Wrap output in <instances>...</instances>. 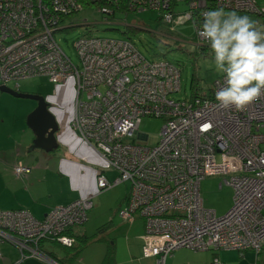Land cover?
Instances as JSON below:
<instances>
[{
    "label": "built area",
    "instance_id": "obj_1",
    "mask_svg": "<svg viewBox=\"0 0 264 264\" xmlns=\"http://www.w3.org/2000/svg\"><path fill=\"white\" fill-rule=\"evenodd\" d=\"M86 1L94 5L84 6ZM182 5L186 9L181 12ZM90 7L105 20L117 13L159 11L171 32L194 23L197 43L208 42L199 35L205 12L222 8L258 15L264 8L255 0H0V88L15 83L18 90L21 81L44 76L55 85L75 81L71 127L119 172L113 182L100 174L99 190L130 183L119 216L144 221L145 257L166 264L180 249L259 253L264 246V96L244 111L222 108L216 96L175 100L172 96L181 91L180 70L167 61L146 59L124 39L78 38L74 48L80 64L75 65L55 35L65 30L60 28L65 20ZM224 83L223 76L215 82L214 95ZM145 117L164 121L155 146L139 133ZM241 137H248L250 158L233 155L239 163L227 169L228 177L220 170L223 152L235 149ZM247 165L250 173L240 172ZM30 172L24 164L15 167L17 177ZM217 176L228 177L220 188L226 184L234 189V205L222 217L205 209L201 196L202 181ZM92 207L90 197L56 206L43 219L26 210L0 211V259L2 243L8 241L21 261L54 264L42 251L44 242L72 247L76 240L68 232L86 224Z\"/></svg>",
    "mask_w": 264,
    "mask_h": 264
},
{
    "label": "crops",
    "instance_id": "obj_2",
    "mask_svg": "<svg viewBox=\"0 0 264 264\" xmlns=\"http://www.w3.org/2000/svg\"><path fill=\"white\" fill-rule=\"evenodd\" d=\"M60 87L61 84L57 90ZM51 113L56 117L58 130L55 143L49 150L36 146L34 133L31 139L24 133V127L29 128L28 124L24 126V122L23 127L19 126L15 130L14 126L7 130L14 131L12 134L0 133V211L26 210L35 218L43 219L56 206H66L79 199L92 197L90 212L94 213L97 205L93 197L102 191L98 189L97 177L102 174L109 179L108 173L113 169L71 127L74 110L66 115L64 108L54 106ZM13 135H17L15 140H12ZM18 164L29 166L31 172L24 177H17L15 167ZM118 188L109 192L107 198L106 195H100L97 198L100 206L93 218L90 220L89 215L86 224L70 232L76 239L89 236L96 228L103 234L102 240L93 241L71 262L66 259L68 247L51 241L43 244V253L54 256L58 261L54 264H103L110 250L113 252L114 264H157L156 258L144 256V221L139 218L131 222L118 220L117 213L127 205L130 194L122 197ZM116 201H120L118 207H114ZM106 224L112 226L104 231L101 228ZM115 231H121L124 235L111 237ZM2 252L4 257L0 259V264H49L35 258L21 261L19 250L8 241L2 243ZM215 260L220 264H264V246L259 253L254 250L216 252L180 249L166 260V264H215Z\"/></svg>",
    "mask_w": 264,
    "mask_h": 264
},
{
    "label": "rangeland",
    "instance_id": "obj_3",
    "mask_svg": "<svg viewBox=\"0 0 264 264\" xmlns=\"http://www.w3.org/2000/svg\"><path fill=\"white\" fill-rule=\"evenodd\" d=\"M255 1L260 8H264V0ZM185 9L186 6L182 5L180 11L182 12ZM224 10L226 12L235 11ZM235 12L239 15H248L264 24V12L263 14L258 13V15L243 11ZM70 23L73 24L74 28H68ZM60 28L65 30L56 33L55 38L75 65H79L80 60L74 48V43L78 38L86 35L129 40L146 59L170 62L181 72V91L172 96L175 100L189 101L195 94L210 95L213 85L222 77L215 71L214 54L211 49L209 48L210 50L203 54L197 47V42H195L194 38L196 32L194 23L182 24L174 32H171L168 25L162 21V13L156 10L148 9L137 13L132 12L128 16L125 13H117L114 18L105 20V17L99 14L96 8H87L75 18L65 20ZM19 85L18 90L22 93L38 94L44 97L50 105V113L51 103L56 108L59 106L64 108L66 115L75 110V81L71 80L68 83L61 84L60 90H57L60 85L53 84L46 76L21 81ZM8 87L16 89V84L9 83ZM36 107L37 102L34 100L19 99L0 92V133L2 135H6V133L7 135L12 134L14 131L7 132V130L14 126L15 130L19 126L23 127V122L24 126H26L27 115ZM163 125L164 121L162 119L145 117L142 119L139 133L141 136L148 135V145L155 146L159 141ZM24 128H26L24 133L31 139L32 130L28 127ZM16 138L17 135L12 136V140ZM108 175L113 182L119 176V172L112 170L109 171ZM225 179H228V177H211L201 183V196L204 207L207 210L215 211L218 217L226 215L234 205L233 187L225 184L220 188V184L224 183ZM117 188L122 197H124L129 194L131 185L130 183H121L110 189L103 190L99 195H96L97 197L94 196V204L97 205L94 213L97 212L100 206L97 198L100 195H106L105 198H107V195L110 194L109 192ZM118 203L120 201H116L114 207H118ZM119 211L117 217L122 222ZM94 213L90 212L88 214V216L90 215V220L93 218ZM97 232L98 230L94 228L88 235L91 237V234ZM123 235V232L115 231L111 234V237H121ZM111 237L109 236V238Z\"/></svg>",
    "mask_w": 264,
    "mask_h": 264
},
{
    "label": "clouds",
    "instance_id": "obj_4",
    "mask_svg": "<svg viewBox=\"0 0 264 264\" xmlns=\"http://www.w3.org/2000/svg\"><path fill=\"white\" fill-rule=\"evenodd\" d=\"M203 15L199 35L208 41L215 71L225 82L216 100L222 108L244 111L264 96V24L222 8Z\"/></svg>",
    "mask_w": 264,
    "mask_h": 264
},
{
    "label": "water",
    "instance_id": "obj_5",
    "mask_svg": "<svg viewBox=\"0 0 264 264\" xmlns=\"http://www.w3.org/2000/svg\"><path fill=\"white\" fill-rule=\"evenodd\" d=\"M0 92L15 98L37 102V107L27 117V124L36 136L34 141L36 146L45 150L51 149L55 143L58 123L56 117L49 112V104L45 98L38 94L22 93L7 86L1 87Z\"/></svg>",
    "mask_w": 264,
    "mask_h": 264
},
{
    "label": "trees",
    "instance_id": "obj_6",
    "mask_svg": "<svg viewBox=\"0 0 264 264\" xmlns=\"http://www.w3.org/2000/svg\"><path fill=\"white\" fill-rule=\"evenodd\" d=\"M90 5L91 7L94 5L93 4V2L92 1H86L85 3H84V6H87V5ZM90 7V8H91ZM82 12V11H81ZM99 12V11H98ZM80 13V12H79ZM79 13H76L77 15L79 14ZM76 14H73V16L70 18V19H73V18H75L77 15ZM100 14V13H99ZM126 15H128L127 14V12L125 13ZM70 26H73V24L72 23H70ZM194 38H195V36H194ZM195 42H197V40L195 39ZM209 45V44H208ZM200 46L199 47V50L201 51V53H206L207 51H209L210 49V46ZM211 95V94H210ZM210 95H204V96H207V97H209ZM196 96H201V95H199V94H195L193 97H196ZM209 178H211V177H209ZM110 226H112L111 224H106V225H104L101 229H104V231H107L108 230V227H110ZM72 230H70L69 232H68V235H70V236H73L70 232H71ZM102 236H103V234L100 232V231H98V233L97 234H95L94 236H91V237H89V236H81V237H77L75 240H76V242H75V244L72 246V247H70L68 250H67V252L69 253V255L66 257V259L68 260V262H71V261H73L74 259H76L77 257H79V255H80V253L82 252V250L86 247V246H88L89 244H91L93 241H95V240H102ZM73 237H75V236H73ZM56 242V241H55ZM57 244V243H56ZM43 246V245H42ZM62 246V245H61ZM64 247H66V246H64ZM237 251V250H236ZM239 252H241V251H239ZM50 257L51 258H53L56 262H58L57 260H56V258L54 257V256H52V255H50ZM65 261V260H64ZM67 262V261H66ZM60 263H62V261L60 262ZM62 264H65L64 262L62 263ZM103 264H114V259H113V252H112V250H110L109 251V254L107 255V257L105 258V261L103 262Z\"/></svg>",
    "mask_w": 264,
    "mask_h": 264
},
{
    "label": "bare ground",
    "instance_id": "obj_7",
    "mask_svg": "<svg viewBox=\"0 0 264 264\" xmlns=\"http://www.w3.org/2000/svg\"><path fill=\"white\" fill-rule=\"evenodd\" d=\"M163 21V20H162ZM164 22V21H163ZM165 23V22H164ZM68 28H74L73 26H69ZM209 43L208 42H202V41H199L197 47H200V46H205V45H208ZM215 85H213V88L211 90V95L209 97H215L214 95V91H215ZM207 96H196V97H192L190 98L191 101H196V99H203V98H206ZM208 98V97H207ZM189 100V101H190ZM185 101V100H184ZM188 101V100H187ZM248 137H241L239 139V141L234 144L236 146L235 149H232V148H229L227 150H225L223 153L225 155V163L221 166V172L222 174H226L228 177L230 176V174L227 172V169L231 166V165H235L237 163H239L238 161H233V159L231 158L233 155L235 154H239V158L241 160H247L250 158V152H251V146H249L246 141H247ZM250 166L247 165L246 166V169H244V171H240L242 172L243 174L246 173H250L249 170H250ZM219 177V176H217ZM248 186L247 185H240L239 186V189H247ZM140 219V218H139Z\"/></svg>",
    "mask_w": 264,
    "mask_h": 264
},
{
    "label": "flooded vegetation",
    "instance_id": "obj_8",
    "mask_svg": "<svg viewBox=\"0 0 264 264\" xmlns=\"http://www.w3.org/2000/svg\"><path fill=\"white\" fill-rule=\"evenodd\" d=\"M197 45H198V43H197ZM49 104V103H48ZM50 106V105H49ZM54 109V106H53V104L51 103V110H53ZM148 137V138H147ZM159 137H160V135H159ZM148 140H149V136L148 135H146L145 137H144V139H143V141H145L146 143H148Z\"/></svg>",
    "mask_w": 264,
    "mask_h": 264
}]
</instances>
